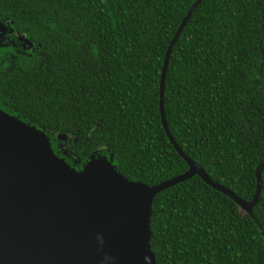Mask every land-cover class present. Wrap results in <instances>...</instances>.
Masks as SVG:
<instances>
[{"label":"trees","instance_id":"1","mask_svg":"<svg viewBox=\"0 0 264 264\" xmlns=\"http://www.w3.org/2000/svg\"><path fill=\"white\" fill-rule=\"evenodd\" d=\"M193 1L0 0V26L27 43L0 45V110L76 170L99 156L147 185L185 172L158 83ZM162 110L182 153L250 200L264 162V0L198 2L167 56ZM258 174L249 211L196 174L155 193L154 263L264 264V164Z\"/></svg>","mask_w":264,"mask_h":264},{"label":"water","instance_id":"2","mask_svg":"<svg viewBox=\"0 0 264 264\" xmlns=\"http://www.w3.org/2000/svg\"><path fill=\"white\" fill-rule=\"evenodd\" d=\"M182 17L164 52L158 83V113L163 130L188 168L153 185L130 181L104 157L80 170L51 150L47 137L0 110V264H155L149 250V209L155 193L192 174L232 197L249 211L259 191L260 162L250 200L212 181L173 141L162 110L166 59Z\"/></svg>","mask_w":264,"mask_h":264},{"label":"flooded vegetation","instance_id":"3","mask_svg":"<svg viewBox=\"0 0 264 264\" xmlns=\"http://www.w3.org/2000/svg\"><path fill=\"white\" fill-rule=\"evenodd\" d=\"M0 28H2V30L0 29V45L9 44V46L16 52H23V50L27 48V43L19 33L6 27L3 28L0 26ZM29 48H32V46H29Z\"/></svg>","mask_w":264,"mask_h":264}]
</instances>
